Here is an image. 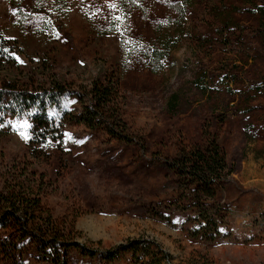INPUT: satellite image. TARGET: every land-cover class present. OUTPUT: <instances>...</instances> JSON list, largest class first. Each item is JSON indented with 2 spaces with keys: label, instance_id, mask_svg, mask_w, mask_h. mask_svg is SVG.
Segmentation results:
<instances>
[{
  "label": "rangeland",
  "instance_id": "obj_1",
  "mask_svg": "<svg viewBox=\"0 0 264 264\" xmlns=\"http://www.w3.org/2000/svg\"><path fill=\"white\" fill-rule=\"evenodd\" d=\"M210 5L245 12L233 13L229 26H217ZM253 9L238 0H0V39L15 55L13 61L0 57V86L47 61L70 82L61 111L77 115L95 74L119 78L127 141L71 120L63 123L62 148L45 161L28 151L26 117L0 123V181L32 164L44 205L79 244L69 248L68 264H137L128 253L113 261L99 256L137 237L155 239L172 264H264V36ZM181 68L187 77L197 70L213 82L189 110L171 114L166 91L179 82ZM228 82L250 109L251 142L245 143L235 117L219 123L213 116ZM208 133L226 151L240 146L246 154L224 184L225 224L212 241L191 237L179 213L166 220L151 212L175 196L162 160L202 144ZM23 245L21 264H53L30 240Z\"/></svg>",
  "mask_w": 264,
  "mask_h": 264
},
{
  "label": "trees",
  "instance_id": "obj_2",
  "mask_svg": "<svg viewBox=\"0 0 264 264\" xmlns=\"http://www.w3.org/2000/svg\"><path fill=\"white\" fill-rule=\"evenodd\" d=\"M257 1L238 0L241 5L254 6L251 12L256 15L264 36V0H260V4ZM209 7V15L217 26H229L227 23L234 20L233 13L245 12L237 5ZM26 9L28 12L39 11L36 7L26 6ZM13 52L9 42L0 39V57L13 61ZM49 66L47 61H37L29 75L21 80L7 77L1 80L0 86V123L5 124L7 119H28L25 123L29 130L27 147L34 158L49 161L53 149L62 148L63 123L71 120L92 130L102 128L110 137L127 141L118 77L102 75V72L95 74L84 87L86 96L82 111L72 115L68 111L62 112L59 105L71 94L70 82L65 75L49 70ZM176 77L179 82L166 91L165 111L171 114L189 110L195 98L205 96L207 87L213 82V76L200 74L197 70L187 77L181 68ZM221 86L223 95L219 110L213 115L215 120L222 123L235 117L245 143L251 142L249 136H254L256 131L249 120L250 109L242 106L239 96L234 97V87H230L229 82ZM235 147L226 151L217 135L208 133L202 144L181 148L173 157L162 160L165 184H173L175 196L169 206L151 212L166 220H172L171 215L179 213L184 217L183 228L191 237L210 241L218 239L225 224L226 210L221 193L224 184L232 181L241 169L246 155L244 147ZM29 167H32L31 163L20 173H11L0 181V230L5 231L0 234V261L2 264H21L24 240H30L43 260L68 264V250L77 243L69 240L65 229L44 205L42 180L35 179ZM126 253L137 264H172L171 254L148 237L129 238L125 243L100 252L99 256L113 261ZM90 255L94 257L95 253Z\"/></svg>",
  "mask_w": 264,
  "mask_h": 264
}]
</instances>
